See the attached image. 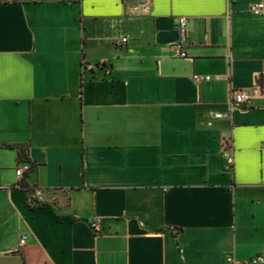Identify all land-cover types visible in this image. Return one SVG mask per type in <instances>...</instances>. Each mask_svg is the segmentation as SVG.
<instances>
[{
	"label": "crops",
	"instance_id": "0c3cea01",
	"mask_svg": "<svg viewBox=\"0 0 264 264\" xmlns=\"http://www.w3.org/2000/svg\"><path fill=\"white\" fill-rule=\"evenodd\" d=\"M257 3L0 0V264L264 258Z\"/></svg>",
	"mask_w": 264,
	"mask_h": 264
},
{
	"label": "built area",
	"instance_id": "2783aa9c",
	"mask_svg": "<svg viewBox=\"0 0 264 264\" xmlns=\"http://www.w3.org/2000/svg\"><path fill=\"white\" fill-rule=\"evenodd\" d=\"M122 1H127V0H122ZM131 1L137 2V4L133 6L132 8H130L129 10L130 13L133 15H144L152 4V0H131ZM250 12L256 16H264V3H257V4L252 5L250 8ZM179 24H180L179 30H180L182 40L180 41V43L175 45L174 48L177 54L181 58H188V55L186 52V37H187V29H188V19L181 18ZM122 41L123 43H126L128 42V39L125 38ZM193 79L196 83L210 82L213 80V78L210 76H200V75H194ZM250 100H251L250 94L246 90L240 91L237 95L232 96V100L230 103L231 112L233 113L234 110L241 108L243 105L250 102ZM223 116L224 115H221V114L217 115V117L219 118ZM226 157L230 158L229 155H226ZM30 169H31L30 165L23 163L17 170V176L21 178L24 175V173L26 171H29ZM30 201L32 203L45 204L44 192L42 190H36L30 197ZM91 227L96 233H100L102 230L101 222L99 220L93 222L91 224ZM26 243H27V239L25 237L22 238L21 243H20L21 246H24ZM226 262L227 264H240L238 261H236L235 259L231 257H229L226 260ZM245 264H264V258L262 256H259Z\"/></svg>",
	"mask_w": 264,
	"mask_h": 264
},
{
	"label": "trees",
	"instance_id": "16d2710c",
	"mask_svg": "<svg viewBox=\"0 0 264 264\" xmlns=\"http://www.w3.org/2000/svg\"><path fill=\"white\" fill-rule=\"evenodd\" d=\"M19 157L22 162L29 163V160L26 155V151L23 150L22 148L19 149ZM21 187L25 188L30 193V195H32L36 191V190L34 191V190L29 189L26 184H22Z\"/></svg>",
	"mask_w": 264,
	"mask_h": 264
}]
</instances>
